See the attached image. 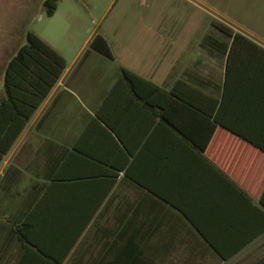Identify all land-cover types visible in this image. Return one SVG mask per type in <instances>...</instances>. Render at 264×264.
Listing matches in <instances>:
<instances>
[{"label":"crops","instance_id":"1","mask_svg":"<svg viewBox=\"0 0 264 264\" xmlns=\"http://www.w3.org/2000/svg\"><path fill=\"white\" fill-rule=\"evenodd\" d=\"M166 16L149 42L94 28L62 52L65 70L0 162V264H264V30ZM215 22L259 47L233 46ZM97 33L113 57L90 47ZM122 67L187 83L190 136L116 84Z\"/></svg>","mask_w":264,"mask_h":264},{"label":"rangeland","instance_id":"2","mask_svg":"<svg viewBox=\"0 0 264 264\" xmlns=\"http://www.w3.org/2000/svg\"><path fill=\"white\" fill-rule=\"evenodd\" d=\"M174 10L177 26H188L195 18L199 25L210 27L226 14L238 19L233 23L236 27L264 30V0H58L52 14L46 11L43 0H0V83L6 60L26 41L29 29L71 57L94 28H117L118 32L137 28L146 32L144 42H149L154 27H168L173 21L163 16ZM112 39L113 45H118V40Z\"/></svg>","mask_w":264,"mask_h":264},{"label":"trees","instance_id":"3","mask_svg":"<svg viewBox=\"0 0 264 264\" xmlns=\"http://www.w3.org/2000/svg\"><path fill=\"white\" fill-rule=\"evenodd\" d=\"M43 5L52 14L57 9L58 0H43ZM215 25L223 30L224 37H233V46L253 44L259 47L246 35L234 32L230 26L220 22H215ZM221 44L226 47L228 40H222ZM90 45L109 57L114 56L108 40L101 33L94 36ZM66 66V57L59 50L35 31H26V41L20 43L8 57L3 69V88L0 93V162ZM124 82L139 97L145 98L146 105L159 104L161 111H156V114H160L163 120L184 135H189L184 121L187 100L183 92L187 83L183 79L177 80L169 89L122 67L116 84Z\"/></svg>","mask_w":264,"mask_h":264}]
</instances>
